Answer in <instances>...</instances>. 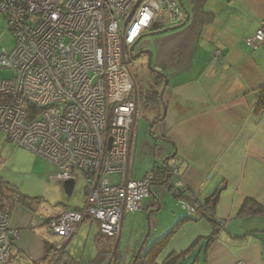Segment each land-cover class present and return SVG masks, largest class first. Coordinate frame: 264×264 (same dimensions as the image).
<instances>
[{
	"label": "crops",
	"instance_id": "1",
	"mask_svg": "<svg viewBox=\"0 0 264 264\" xmlns=\"http://www.w3.org/2000/svg\"><path fill=\"white\" fill-rule=\"evenodd\" d=\"M196 1H188L187 11L181 0V24L186 12L188 20L174 25L180 27L156 52L154 69L167 77L162 102L163 78L156 73L135 78L137 117L129 177L140 181L173 164L184 184L181 194L171 197L158 180L139 211L124 215L118 238L102 236L97 223L85 220L70 239L62 240L47 224L65 210L84 206L82 184L76 182L67 197L45 169L38 174L43 192L34 197L0 175V199L6 201L1 206L10 214V229L18 232L6 264H46L51 259L58 264H143L149 250L176 227L157 254V264L196 242L205 264H264V110L255 113L264 92V42L255 51L245 43L264 19V0H202L199 10ZM11 145L0 134V170ZM45 187L53 191L51 197ZM75 188V199L82 195L79 204L70 201ZM54 192L60 194L53 197ZM17 194L27 200L18 201ZM215 194L214 219L184 220L183 203L195 196L205 204ZM246 201L263 211L244 213ZM172 203L176 211L168 215ZM82 242L83 252L75 256L72 244ZM56 244L62 247L57 257Z\"/></svg>",
	"mask_w": 264,
	"mask_h": 264
},
{
	"label": "built area",
	"instance_id": "2",
	"mask_svg": "<svg viewBox=\"0 0 264 264\" xmlns=\"http://www.w3.org/2000/svg\"><path fill=\"white\" fill-rule=\"evenodd\" d=\"M180 1L0 0V19L14 41L12 50L0 48V71L11 72L0 83V134L52 165L61 186L68 180L83 186L84 206L48 222L53 236L68 240L89 220L116 239L124 215L139 211L150 195L153 173L140 181L129 177L137 104L122 55L157 14L164 12L169 26L179 24ZM263 42L264 19L245 39L252 50ZM110 175L117 176L113 184ZM166 175L174 188H184L175 165ZM201 204L195 196L183 203L184 220L199 219ZM9 222L0 209V264L18 238ZM59 250L56 244L55 257Z\"/></svg>",
	"mask_w": 264,
	"mask_h": 264
},
{
	"label": "rangeland",
	"instance_id": "3",
	"mask_svg": "<svg viewBox=\"0 0 264 264\" xmlns=\"http://www.w3.org/2000/svg\"><path fill=\"white\" fill-rule=\"evenodd\" d=\"M188 1L189 0H183L184 6L187 9V11H188V9H190ZM201 3H202V0L196 1L195 8L199 10L201 8ZM182 16H183V12H182ZM171 27H173V26H169L167 15L164 12L157 14L155 16L149 30L142 36V38L139 40V42L135 46V49H134L135 52H138L141 50L151 51V53H152L151 54V68L156 67L155 60H156L157 50L159 48H161L162 46H164L166 41L171 39V38H169V36L173 35L175 33V30L168 31L166 33L155 35L152 37L147 36V34L157 32L159 30L166 29V28H171ZM174 27H176V26H174ZM13 47H14L13 37H12L11 33H9L7 31L6 25H5V22L3 21V19H0V48H4L7 51H10V50H12ZM253 51H255V50H253ZM129 59H130V57H129ZM157 60H158V57H157ZM142 64L145 65L146 61H138L136 63H133V62H131V59H130L129 68H130L131 73L134 76H136V78L138 77L140 65H142ZM143 68H144L143 69L144 74L147 75L146 71H150V69H148V67H147V64L145 65V67L143 66ZM10 77H11V72H9L7 70L0 71V83L3 80L9 79ZM142 125H143V119H141V114H139V129L140 130L142 128ZM8 154L11 155V159H9V160L7 157ZM3 157L5 159H7L6 167L4 169L0 170V175L2 176L3 179H6V181H11V182L16 183V184H13L14 187H16V188L18 187V189L22 190V191H27L30 196L35 197L36 195L42 194L44 184H42V180L40 178H38V174H41L42 170L45 171V169L48 170V174H50V173L53 174L54 173V167L52 165H50L49 163H47L43 159L32 155L29 152L27 153L26 151H24L18 147H15L14 145L8 146L7 154H6V156H3ZM108 179L110 180L111 184H113V182H115L117 180V176L116 175H110L108 177ZM173 180H175V179H173ZM76 189L77 188H75V193H74V195L70 201L80 203L82 200V195H80L76 200L75 199ZM56 192H54L53 197H56L57 195L60 194V193L56 194ZM45 195H48L51 197L53 195V191L51 189L48 190L47 187H45ZM60 198H63V196L60 195ZM168 211H169V213H168ZM168 211L166 210V213L168 215H171V213H173V211H176V207H175V205H173V203L171 204L170 209ZM72 246H73L72 250H74V255L77 256V254L79 255V253L83 252L84 242H82V244H80V245L74 243V244H72ZM67 251H68V249H67ZM88 251H89V249L87 248L85 250L87 255H88ZM110 263H111V261H110Z\"/></svg>",
	"mask_w": 264,
	"mask_h": 264
},
{
	"label": "trees",
	"instance_id": "4",
	"mask_svg": "<svg viewBox=\"0 0 264 264\" xmlns=\"http://www.w3.org/2000/svg\"><path fill=\"white\" fill-rule=\"evenodd\" d=\"M181 22H180V24H181ZM147 96L148 95L146 94V98L148 99L149 97H147ZM263 110H264V92L262 94L261 99L257 103L256 109H255V113L259 114ZM152 173H153L154 179L156 181L159 180V178H162V174H160L156 169L153 170ZM17 199L20 202H24L25 200H27V198L25 196H21L19 194H17ZM216 201H217V195L215 194V197L213 199H210L205 204H201V209L199 210V214L201 215L202 218L203 217H207L209 219H214L213 215H214V208H215ZM5 202L6 201H5L4 198L0 199V209H3L1 205L5 204ZM242 210H243L244 213H247L250 210H252L253 212H261V211H263L261 207L251 203L250 201H246L245 202V205H244ZM176 229H177V227L173 228V230L170 233H168V235L165 237L163 243L157 244V245H155L154 247H152L149 250V252L147 253L146 257L144 258L143 264H157L156 263L157 254H159L161 252V250L164 248V246L166 245L167 241L171 238L172 234L174 233V231ZM196 246H197V242L195 244H193L188 250L182 252L181 254H178V255L177 254H172V255H170L161 264H197V263L198 264L199 263L205 264L204 257L203 256L201 258L198 257V251H196ZM52 264H58L57 260H54V262Z\"/></svg>",
	"mask_w": 264,
	"mask_h": 264
},
{
	"label": "water",
	"instance_id": "5",
	"mask_svg": "<svg viewBox=\"0 0 264 264\" xmlns=\"http://www.w3.org/2000/svg\"><path fill=\"white\" fill-rule=\"evenodd\" d=\"M180 6H181V9H183V6H182V2L180 1ZM188 13L186 12V18H185V20H184V22L180 25V26H182V25H184L186 22H187V20H188ZM180 26H176V27H171V28H166V29H162V30H159V31H157V32H153V33H150V34H147V36H150V37H152V36H155V35H159V34H163V33H166V32H168V31H173V30H176V29H178ZM142 38V37H141ZM140 38V39H141ZM139 39V40H140ZM139 40H137L128 50H127V54L129 55V57L132 59V60H135L138 56H140V55H142V54H144V55H146L147 56V66H148V68L151 70V71H153V72H155L156 74H158V75H160L164 80H165V83H164V86H163V88H162V90H161V92H160V94H159V98H160V100H161V102H162V96H163V92H164V90H165V88H166V86H167V77H166V75L164 74V73H161V72H157V70H155L154 68H151V51H149V50H141V51H139L135 56H132L133 54V50H134V47L136 46V44L139 42ZM125 60H126V54H125V52H123V55H122V62H124L125 63ZM137 90H136V86L134 87V99H135V103L137 104ZM163 104V103H162ZM164 110H163V115L161 116V119H163V117H164ZM164 167H165V165H164ZM169 179H170V176H166L161 182H158L157 183V185L158 186H161V187H164L165 188V191L167 192V193H169L170 195H171V197H173V198H175V197H177L179 194H181V192H182V190L181 189H178V188H174V183L173 182H171V181H169ZM74 187H75V182L73 181V180H68V181H66V182H64L63 184H62V188H63V191H64V193H65V195L67 196V197H70L71 195H72V193H73V190H74ZM158 206H159V204H158ZM118 238V237H117ZM118 239L115 241V248L117 247V245H118Z\"/></svg>",
	"mask_w": 264,
	"mask_h": 264
},
{
	"label": "flooded vegetation",
	"instance_id": "6",
	"mask_svg": "<svg viewBox=\"0 0 264 264\" xmlns=\"http://www.w3.org/2000/svg\"><path fill=\"white\" fill-rule=\"evenodd\" d=\"M134 49H135V47H134ZM139 52V51H138ZM138 52H135L134 50H133V55L132 56H135ZM131 59V58H130ZM130 59H129V55H127L126 54V60H125V64H128V66H129V62H130ZM138 61H146V64H147V56L146 55H144V54H142V55H140V56H138L135 60H132L131 59V62H133V63H136V62H138ZM145 64V65H146ZM145 65L144 64H142V65H140V69H139V73H142V74H144V68H143V66L145 67ZM148 67V66H147ZM149 69V68H148ZM129 70H130V68H129ZM131 72V71H130ZM147 72V75L148 76H151V75H155V72H153V71H146ZM132 74V73H131ZM133 75V74H132ZM158 77H161L160 75H158V74H156ZM133 78H134V83H135V78H136V76H134L133 75ZM162 78V77H161ZM146 85H147V88L148 89H151L152 87H151V82H148V81H146ZM134 87H135V85H134ZM163 88V87H162ZM162 88H161V90H162ZM161 90H160V92H161ZM165 91V90H164ZM160 94V93H159ZM163 94H164V92H163ZM169 165H171V164H165V167L163 166V167H161V168H158V169H156L160 174H162V178H159V181L161 182L166 176H169V175H166V171L168 170V167H169ZM173 179H172V177L170 176V179H169V181H171V182H173L174 183V180L172 181ZM158 181V180H157ZM157 181H155L154 182V184L155 183H157ZM158 181V182H159ZM61 250H62V247H61V245H60V250H59V252H58V255L60 254V252H61ZM107 264H110L109 262H107Z\"/></svg>",
	"mask_w": 264,
	"mask_h": 264
}]
</instances>
